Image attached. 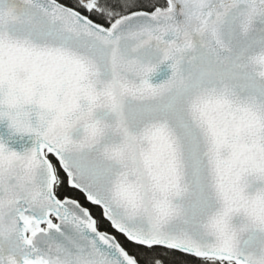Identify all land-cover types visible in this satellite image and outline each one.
<instances>
[{
	"label": "snow or ice",
	"instance_id": "snow-or-ice-1",
	"mask_svg": "<svg viewBox=\"0 0 264 264\" xmlns=\"http://www.w3.org/2000/svg\"><path fill=\"white\" fill-rule=\"evenodd\" d=\"M5 118L0 264H264V0H0Z\"/></svg>",
	"mask_w": 264,
	"mask_h": 264
},
{
	"label": "water",
	"instance_id": "water-1",
	"mask_svg": "<svg viewBox=\"0 0 264 264\" xmlns=\"http://www.w3.org/2000/svg\"><path fill=\"white\" fill-rule=\"evenodd\" d=\"M171 76V69L168 63L159 67V69L149 77V82L155 86L163 83ZM9 121L5 118L0 120V143L4 144L9 150L23 153L32 147L33 138L29 136H20L13 134L9 128Z\"/></svg>",
	"mask_w": 264,
	"mask_h": 264
}]
</instances>
